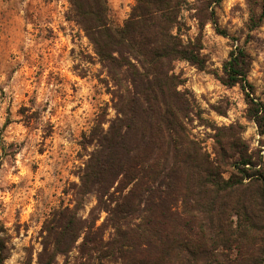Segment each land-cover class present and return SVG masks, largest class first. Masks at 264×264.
<instances>
[{"label":"trees","instance_id":"obj_1","mask_svg":"<svg viewBox=\"0 0 264 264\" xmlns=\"http://www.w3.org/2000/svg\"><path fill=\"white\" fill-rule=\"evenodd\" d=\"M196 1L216 33L226 36L214 10L208 13L219 0ZM68 3L69 19L84 32L110 79L115 117L106 121L99 115L90 131L94 148L74 186L76 205L53 212L45 223L36 264H58L57 257L81 237L80 254L86 260L97 254L95 264H264L261 157L249 153L241 126L212 128L213 159L190 133L193 123L203 120L174 65L184 61L203 70L206 60L199 39L181 38L185 1L135 0L120 28L112 26L106 0ZM262 9L251 30L264 20ZM251 60L235 46L218 80L240 87L247 118L263 136L264 105L255 102L247 80ZM89 194L97 205L90 218L81 219L77 213ZM96 209L106 213L100 226L92 217Z\"/></svg>","mask_w":264,"mask_h":264},{"label":"rangeland","instance_id":"obj_2","mask_svg":"<svg viewBox=\"0 0 264 264\" xmlns=\"http://www.w3.org/2000/svg\"><path fill=\"white\" fill-rule=\"evenodd\" d=\"M180 13L181 38L199 39L206 63L199 70L178 61L174 73L185 81L203 123L190 131L211 159L212 128L238 125L241 138L262 159L264 135L247 118V103L239 86L218 80L222 64L235 46L251 55L247 75L255 102L264 105V20L258 22L264 0H219L214 10L220 30L216 33L200 2L184 0ZM114 28L122 27L135 0H106ZM197 8V9H196ZM68 0H0V228L6 246L3 264H36L42 250L45 223L53 212L76 205L74 186L94 146L90 131L101 114L115 117L110 79L84 32L69 19ZM199 9V10H198ZM108 123L103 124L106 129ZM228 177V174L224 175ZM96 197H83L77 216L90 218ZM96 226L106 213L95 210ZM107 230L104 234L106 240ZM57 257L58 264L96 263L86 260L78 246Z\"/></svg>","mask_w":264,"mask_h":264}]
</instances>
